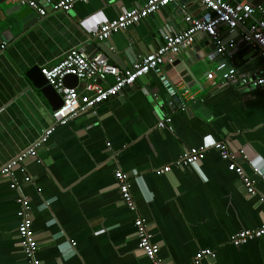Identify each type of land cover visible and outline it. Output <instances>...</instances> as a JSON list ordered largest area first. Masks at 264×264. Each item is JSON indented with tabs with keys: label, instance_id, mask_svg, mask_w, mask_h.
I'll list each match as a JSON object with an SVG mask.
<instances>
[{
	"label": "crops",
	"instance_id": "crops-1",
	"mask_svg": "<svg viewBox=\"0 0 264 264\" xmlns=\"http://www.w3.org/2000/svg\"><path fill=\"white\" fill-rule=\"evenodd\" d=\"M235 1L252 6L256 18L264 11V0ZM148 2L90 0L66 14L50 12L25 31L14 16L6 18L1 12L0 167L51 125L52 106L29 78L32 69L56 65L73 48L103 54L120 69H130L163 45L154 36L157 29L141 21L112 34L104 45L94 33L99 24ZM164 11L172 22L166 34L176 36L187 28L185 17L198 20L202 8L200 3L178 7L176 17L171 6ZM159 17L164 25L168 22ZM248 26L232 32L219 26L223 53L216 49L190 68L204 92L188 88L174 68L168 71L174 82L190 90L187 104L202 98L209 117L186 112L175 103L170 107L158 77L150 73L94 112L57 128L37 149V156L27 160L32 182L22 187L42 264H151L137 248V217L145 220L151 241L159 246L158 258L167 264H188L201 250L216 253L215 264H264V237L240 247L230 243L237 232L257 229L264 222V90L244 82L264 72V50L243 41ZM219 62L236 70L232 79L222 81L220 74L207 79ZM85 86L79 81L74 88L83 92ZM168 117L170 130L159 128ZM216 142L236 154L255 195H249L241 179L228 170V163L213 149ZM198 148L204 152L194 166H173L184 153ZM239 152L253 160L261 176ZM166 166H172L170 172L155 174ZM116 171L128 176L136 213L120 200ZM15 199L8 180L0 178V264H26Z\"/></svg>",
	"mask_w": 264,
	"mask_h": 264
},
{
	"label": "built area",
	"instance_id": "built-area-1",
	"mask_svg": "<svg viewBox=\"0 0 264 264\" xmlns=\"http://www.w3.org/2000/svg\"><path fill=\"white\" fill-rule=\"evenodd\" d=\"M21 6L36 10L41 18L50 12L61 13L70 12L76 4H86L90 0H60L52 3L51 0H15ZM175 0H149L142 8L133 9L120 14L114 21L99 24L94 36L100 40H107L112 34L126 31L136 26L148 16L164 9ZM201 4L202 13L198 20L191 16L185 17L187 28L179 35H168L163 38V45L156 51L144 56L140 61L134 63L130 69L122 70L115 65L107 56L103 54L88 55L81 48L71 49L56 65L40 68V74L45 79L47 85L61 97L62 106L51 114V125L42 130L28 148L10 159L0 167V178H5L9 182V187L16 193V204L18 206L17 235L21 240V248L26 260V264H42L37 258L38 244L32 229L31 208L28 198L23 192V185L30 184L32 179L28 174L26 162L29 158L37 156V149L48 142L57 128L66 126L68 122L80 114L94 112L100 105L109 99L119 95L126 87L133 86L142 76L150 73L156 75L162 87L165 89L169 98L168 105L174 106L170 99L177 93L185 100L190 90L180 87L174 82L165 71V67L170 65L181 51L194 45L195 39L200 34H206L216 46L217 54H222L224 48L219 39L217 28L225 27L229 32L237 27L249 24L248 29L243 33V41L250 46L260 47L264 50V11L258 18L255 17L256 11L249 4L235 0H197ZM45 5L41 6L42 3ZM3 48V47H2ZM220 74L222 81L232 79L236 70L228 67L226 62H219L216 68L207 75L208 80H213ZM75 77L78 82H85L83 92H78L76 88L66 85L67 77ZM97 82H100L97 83ZM246 85L252 88L264 90V72L252 79L244 80ZM171 119L168 117L160 122L158 127L169 129ZM220 158L228 163V170L236 174L244 184L247 193L255 195L254 184L245 175L243 168L237 164L236 154L228 151L227 147L216 142L213 146ZM204 152L203 148L191 149L184 153L173 165L176 168H187L194 166ZM241 158L252 166L253 173L259 175L260 171L253 164V160L248 158L245 153L239 152ZM172 166H166L155 171L157 176L170 172ZM17 174L21 176L19 179ZM261 176V174H260ZM116 185L119 191L121 202L129 211L136 213V205L130 191L128 176L121 171L114 174ZM264 180V176H261ZM134 235L137 241L138 250L151 262V264H167L158 258L159 246L151 241L147 225L144 219L137 217L134 222ZM264 237V222L254 230H243L237 232L230 239L234 247L246 245ZM75 246V244H72ZM216 253L210 250H201L195 254L188 264H215Z\"/></svg>",
	"mask_w": 264,
	"mask_h": 264
},
{
	"label": "water",
	"instance_id": "water-1",
	"mask_svg": "<svg viewBox=\"0 0 264 264\" xmlns=\"http://www.w3.org/2000/svg\"><path fill=\"white\" fill-rule=\"evenodd\" d=\"M197 4V0H175L171 6L176 10V14L178 7H183L188 4ZM10 6L9 8L3 10L4 7ZM3 14L6 18L9 16H14L15 20H17L21 27L22 31L29 29L33 26L38 20L41 19L38 16L37 11L30 9L28 7L21 6L15 0H0V14ZM159 14L168 21L165 25L161 22ZM143 23H146L150 28L154 30L156 28V32L154 34L155 37L159 38L163 41L164 36L169 35L166 34L170 26H172V22L170 23L168 17L165 14L164 9H160L158 13L148 16V18L142 20ZM0 24L3 25L2 22ZM239 29V27H237ZM194 45L191 49H188L187 52L181 51L177 58L170 64L165 67V71H169L170 69L174 68L177 72L181 73L180 76L184 77V82L187 84L188 88H198L201 92H204L205 89L202 84L196 79V76L192 74L190 68L193 64H197L201 61H204L205 58L209 59V55L216 50V46L213 44L212 40L206 36V34H200L196 37ZM101 44H106V40H100ZM103 50V49H102ZM117 56L116 59H118ZM149 75L142 76L137 82L140 84L144 82ZM35 87L40 90L41 94L44 98L49 102L52 106V110L55 111L62 106L61 97L53 90V88L47 85L45 79L40 74V69H32L30 72L29 77ZM65 83L68 87L74 88L76 87L78 80L75 77H67ZM130 87H126L121 93L129 91ZM120 93V94H121ZM118 96V95H117ZM175 104L186 107V112H200L201 115L205 117H209L207 111L203 108V99L200 98L199 100L191 99V103L187 104V100L182 98L180 94H176L174 97L170 98ZM169 100V98H168Z\"/></svg>",
	"mask_w": 264,
	"mask_h": 264
},
{
	"label": "snow or ice",
	"instance_id": "snow-or-ice-1",
	"mask_svg": "<svg viewBox=\"0 0 264 264\" xmlns=\"http://www.w3.org/2000/svg\"><path fill=\"white\" fill-rule=\"evenodd\" d=\"M209 141L211 142V138H209Z\"/></svg>",
	"mask_w": 264,
	"mask_h": 264
}]
</instances>
